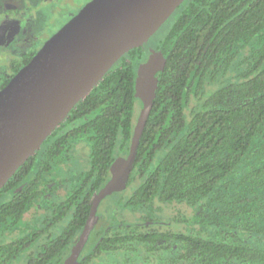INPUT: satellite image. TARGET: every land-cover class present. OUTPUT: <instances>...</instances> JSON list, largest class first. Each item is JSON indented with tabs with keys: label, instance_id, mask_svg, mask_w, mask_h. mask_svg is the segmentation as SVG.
Listing matches in <instances>:
<instances>
[{
	"label": "trees",
	"instance_id": "trees-1",
	"mask_svg": "<svg viewBox=\"0 0 264 264\" xmlns=\"http://www.w3.org/2000/svg\"><path fill=\"white\" fill-rule=\"evenodd\" d=\"M163 27L140 137L144 45L1 190L0 264H70L96 203L80 264H264V0H185ZM32 57L6 65L0 90ZM88 145L84 170L76 149ZM117 177L124 192L103 213Z\"/></svg>",
	"mask_w": 264,
	"mask_h": 264
},
{
	"label": "water",
	"instance_id": "water-1",
	"mask_svg": "<svg viewBox=\"0 0 264 264\" xmlns=\"http://www.w3.org/2000/svg\"><path fill=\"white\" fill-rule=\"evenodd\" d=\"M184 1L92 0L45 43L0 90V192L117 62L147 43ZM99 218L96 203L70 264L81 263Z\"/></svg>",
	"mask_w": 264,
	"mask_h": 264
},
{
	"label": "rangeland",
	"instance_id": "rangeland-1",
	"mask_svg": "<svg viewBox=\"0 0 264 264\" xmlns=\"http://www.w3.org/2000/svg\"><path fill=\"white\" fill-rule=\"evenodd\" d=\"M90 1L91 0L5 1V7L8 8L7 10L13 9L10 11L15 13V19L19 24L11 21L0 22V45L6 48L0 51V59L6 58L5 55L7 56L9 54V52L7 53L8 46H5V41L10 43L12 40H15V42L20 43L24 40L29 50L41 48L69 22L71 19L70 16L77 15ZM7 10L3 9L0 14H4ZM164 32L165 27H162V29L145 43L143 47L145 55L138 73V100L134 115V132L137 138L140 137L143 131L150 105L149 101L152 99L157 79L162 70L163 57L158 51L157 45ZM2 65L3 63L0 61V67ZM86 150L87 151H81L78 147L76 149V158L80 163L79 168L84 170L89 167L91 145L86 146ZM124 188L122 191L117 189L114 192L112 190L107 192L105 195L107 201L101 204L102 208L105 205L111 204L119 194L124 192ZM103 209V213H105L106 209ZM130 214L126 215L125 222H127V224H136L138 217ZM123 221L124 220L120 222Z\"/></svg>",
	"mask_w": 264,
	"mask_h": 264
},
{
	"label": "flooded vegetation",
	"instance_id": "flooded-vegetation-1",
	"mask_svg": "<svg viewBox=\"0 0 264 264\" xmlns=\"http://www.w3.org/2000/svg\"><path fill=\"white\" fill-rule=\"evenodd\" d=\"M5 1H7V0H0V13H1V11H3V9H6V10L8 9L4 5ZM10 10H13V9H10ZM10 10H7L2 15L0 14V22L11 21V22H15V23L19 24V22L15 19V13L10 11ZM74 16L75 15H72V16H70V18L72 19ZM13 34H14V32H13ZM5 42H6L5 46H8L7 53L9 52V54L7 56L5 55L6 58L0 59V61H2V63H3V65L0 67V81L3 78V73H5L4 71H5L6 65H8V63L11 62V60L13 58L25 59L27 56H30V55H33V57H34L38 53V51L45 45L44 44L39 49L29 50L27 47L28 45L26 44V41H24V40L21 41L20 43L15 42V40H12L10 43H8L7 41H5ZM5 49L6 48L4 46L0 45V51H3ZM86 247H87V245H86ZM86 247H85L81 257L85 253Z\"/></svg>",
	"mask_w": 264,
	"mask_h": 264
}]
</instances>
